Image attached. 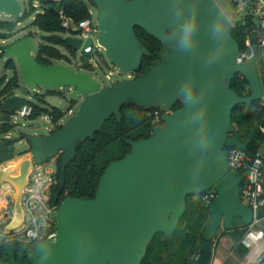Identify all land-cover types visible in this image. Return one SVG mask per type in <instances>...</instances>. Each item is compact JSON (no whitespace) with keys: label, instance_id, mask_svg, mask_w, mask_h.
<instances>
[{"label":"water","instance_id":"95a60500","mask_svg":"<svg viewBox=\"0 0 264 264\" xmlns=\"http://www.w3.org/2000/svg\"><path fill=\"white\" fill-rule=\"evenodd\" d=\"M91 2L97 8L96 41L121 72H137L143 55L150 56L135 27L161 43L160 59L144 74L103 85L80 66L38 62V41L28 32L10 42L1 57L15 60L22 84L0 103L2 109L15 112L31 89L39 87H67L69 98L80 102L59 127L40 122L41 132H24L26 150L17 152L16 142L0 137V185L9 182L14 189L9 227L22 220V191L35 163L60 154V188L77 144L92 138L110 116L120 120L123 103L158 107L161 124L146 138L127 139L130 150L107 164L92 197H63L56 232L35 245L30 264H140L156 232L172 236L186 196L213 188L216 196L209 204L199 253L189 263L206 264L220 228L236 227L234 218L241 219L239 226L252 221L251 208L240 198L244 176L230 169L225 154V148L246 149L249 142L234 130L232 110L263 97L256 59L238 61L241 46L232 35L234 21L250 14L230 20L216 0ZM0 11L12 19L9 34L23 15L20 1L0 0ZM253 21L258 25L256 17ZM63 39L75 51L94 43L92 37L82 41L71 33ZM236 74L247 81L244 95L231 85ZM257 216L264 223V208ZM0 264L19 263L11 257Z\"/></svg>","mask_w":264,"mask_h":264},{"label":"trees","instance_id":"16d2710c","mask_svg":"<svg viewBox=\"0 0 264 264\" xmlns=\"http://www.w3.org/2000/svg\"><path fill=\"white\" fill-rule=\"evenodd\" d=\"M39 8L33 5L34 0H28L27 9L19 20L24 19L33 12L37 13L31 21V26L37 31L49 33L42 36V41L38 42L35 58L43 64L60 61L75 65V67L85 68L93 71L92 63H89L88 55L82 63L76 58L77 51L66 44L63 36L66 33H75L74 30H66L60 25L59 9L62 8L72 22H77L86 18L88 8L93 6L91 0H37ZM235 11L237 0H222ZM238 11H235L237 15ZM10 22L0 21V38H7L3 29H7ZM253 25L249 17H243L233 23L232 35L243 48L246 32L244 28ZM136 35L140 43L150 52V56L143 55L141 66L136 76L144 74L160 59L161 43L149 35L140 27H135ZM28 35L34 37L35 32L29 31ZM0 46V57L3 50L9 46ZM91 60L98 66L108 67L104 56L96 51ZM90 56V57H91ZM96 59V60H95ZM80 64H75V62ZM10 69L12 74L0 77V103L12 96L16 89L20 87V72L13 58H8L4 64ZM260 70V68H259ZM260 79L263 89V97L254 100L249 105L239 104L231 112V120L234 130L242 134V138H249L246 150L250 154L261 151L264 156V132L260 125L264 122V63L260 71ZM232 87L240 94H246V79L240 74H236L231 83ZM45 94L62 95L56 90H46ZM34 101L24 100L30 104L32 112L29 119H34L40 115H47L53 128L59 127V121L64 116L65 111L54 105H50L44 98V94H35ZM23 102V103H24ZM76 103L75 99L70 100V105ZM180 106V103L177 104ZM9 112L0 107V135L12 132L15 123L11 121ZM121 119L117 120L114 115L103 122L102 128L95 132L92 138H86L77 144L75 156L68 162L63 171V184L59 188V161L60 154L55 161L56 175L58 183L53 186L52 191L57 201L63 199L65 195L80 196L83 198L92 197L97 182L102 175L107 164L115 159L121 158L130 150L129 140H138L148 137L152 128L161 121L162 111L158 107L145 108L131 102L123 103L120 109ZM158 119V122L155 120ZM24 137V133H20ZM226 149V148H225ZM202 192L191 193L186 196V207L181 215L177 226L171 237L163 238V233L158 231L147 244L146 251L140 264H189L199 253V241L205 228L209 205L202 200ZM239 218H236L237 220ZM248 226H236L232 229L220 230L221 234H229L232 238L233 251L240 259H245L248 249L241 243V237ZM34 246L20 241H10L0 245V259L12 256L15 262L29 264L30 254Z\"/></svg>","mask_w":264,"mask_h":264},{"label":"built area","instance_id":"2783aa9c","mask_svg":"<svg viewBox=\"0 0 264 264\" xmlns=\"http://www.w3.org/2000/svg\"><path fill=\"white\" fill-rule=\"evenodd\" d=\"M235 10L238 14L249 12L250 15L247 17L253 23L244 28L246 36L241 55L237 60L241 61L249 57L256 59V51L259 57L264 59V0H237ZM88 13L86 18L72 22L64 10L59 9L60 25L64 29L74 30L75 33L71 34L81 37L82 41L89 37L93 38L94 43L83 49L85 53H92L98 50L100 45L96 41L97 23L92 15V7L88 8ZM254 17L258 19V25L253 21ZM75 64L80 63L76 61ZM96 65L94 61L92 67L95 68ZM31 112L30 104L24 102L11 115V121L12 117H27ZM43 117L46 118L47 115ZM260 128L264 132V122ZM9 133L4 134L2 138L8 139ZM225 154L230 169L244 176L240 185V198L253 213L252 221L240 240L248 249L244 264H264V235L257 226L263 222V216L258 217L257 214L259 208H264V156L261 151L250 154L246 149L236 146L226 148ZM55 157L34 164L22 191V220L15 227H9L14 213L12 197L14 189L9 182H3L0 185V202H2L0 205V245L10 241H20L35 246L41 240L54 236L57 227L58 205L61 202V200H56L52 191L53 186L58 183ZM215 196V190L210 188L203 192L201 198L205 204L209 205Z\"/></svg>","mask_w":264,"mask_h":264},{"label":"rangeland","instance_id":"374dc122","mask_svg":"<svg viewBox=\"0 0 264 264\" xmlns=\"http://www.w3.org/2000/svg\"><path fill=\"white\" fill-rule=\"evenodd\" d=\"M216 1H217L218 5L222 8V10L224 11L226 16L230 20H233V18L236 16L234 13L236 10L234 9L235 11H233V9H231L230 6L222 0H216ZM20 4H21V11H22V13H24V11L27 9V6H28V0H21ZM34 4H35L36 8H39V4H38L37 0H35ZM91 7H92V15L96 19L97 18V8L94 5ZM36 13H37V11L28 15L24 19L19 20V22L14 27H12V29L9 31L10 37L8 39H5V41L4 40L0 41V46H5L6 44H8V43L12 42L13 40L23 36L25 33L29 32V31H31L32 33L35 32L34 37H35L36 42L37 41L40 42V40L42 41V36H46L49 33L37 31V30H35V28H33L31 26V21H32V19ZM11 20L12 19L9 16L8 17L4 16V14L0 11V21L1 22H7V21L11 22ZM3 31L7 32V29H5V30L3 29ZM0 32H2V30H0ZM96 51L100 52L104 56L106 63L108 64V67L104 66V65H101V66L96 65L94 70L90 73L98 81H100L103 85H110V84H112V82L119 80L123 77L130 76L132 74L131 72H121L116 65H113L111 63V61L109 60V58L106 56L105 50L101 46L98 48V50H95L92 53H85L82 50H78L76 58L79 62L82 63L83 61L86 60V55H88L89 63H93L94 60H93V62L91 61L92 56L90 54H93ZM34 54H35V52H34ZM7 59H8V57H5V58L0 57V77L4 74L7 75V77H9L12 74V71L10 69L5 68V66H4ZM256 63L258 65V67L260 68V70H259V72H260L264 62L261 61V58L259 57V54L257 51H256ZM19 83H20V85L22 84L21 76H20ZM46 90H56V91L61 92L62 95L57 96V95H53V94H45L44 91H46ZM30 93H31L30 95L25 96L26 100L34 101L35 100L34 99L35 94H37V93L38 94H44L45 100L50 105H54L60 109H63L65 111L64 116L61 118L63 121L66 120L67 118H69L70 116L74 115L79 108L78 104L80 101H79L78 97L74 98L76 103L74 105H70L71 99L69 98V89L67 87H52V88L39 87L38 89H31ZM12 121L15 123V128H14V130H12V132L9 133L8 139L13 140V142L17 143V146H16L17 152H20L21 150L28 149L26 143L22 140L20 133H24V132H29V133L37 132V133H39V132H41V128L39 127L40 122H42L43 125L47 126L50 129L53 128V125L50 124L48 117L44 118L43 115H40L34 119H29L28 117H16V118L12 117ZM60 122L61 121H59V123ZM155 122H158V119L155 120ZM160 124H161V121L158 123V125H160ZM2 136H4V134L0 135V137H2ZM54 157L55 156L50 157V158H54ZM1 204H2V202H0V205ZM257 226L261 227L264 225L261 222ZM228 236H227V239L229 240L228 242H230V239ZM224 238H225V236L223 238H221L218 242V245H219L218 249L220 248L221 252L225 250V249H222L223 245L227 244V241ZM221 252L217 253L219 255V257H221Z\"/></svg>","mask_w":264,"mask_h":264},{"label":"crops","instance_id":"0c3cea01","mask_svg":"<svg viewBox=\"0 0 264 264\" xmlns=\"http://www.w3.org/2000/svg\"><path fill=\"white\" fill-rule=\"evenodd\" d=\"M247 1H249V0H247ZM261 61L264 62V59L262 58ZM235 219L236 218H234L233 221H234V224L236 226L242 224L241 219H237V220H235ZM263 225H264V223H263ZM259 228L261 229V231L264 235V226H261ZM220 230H222V229L220 228L218 230V234L213 241V251H212L211 258H210L209 262L206 264H244V259L238 258L236 253L233 251V247H232L233 244H232L231 236L229 234L219 233ZM224 236H225L224 239L227 241V244L223 245L222 249H225V250L221 252L220 248L218 249V246H219L218 242ZM227 236L229 237L230 242H228L229 240L227 239ZM218 252H221V257H219V255L217 254ZM248 264H257V263H248Z\"/></svg>","mask_w":264,"mask_h":264},{"label":"flooded vegetation","instance_id":"af4514ba","mask_svg":"<svg viewBox=\"0 0 264 264\" xmlns=\"http://www.w3.org/2000/svg\"><path fill=\"white\" fill-rule=\"evenodd\" d=\"M135 74L132 72V74L130 75V77H133ZM69 89V88H68ZM46 91H44V93H45ZM178 103H180V102H178ZM181 105V104H180ZM179 106H177V104L175 105V107L174 108H178ZM11 141V140H10ZM56 160V159H55ZM56 198V197H55ZM12 256H9L8 258L6 257V256H4L3 258H1V259H4V260H8V259H10ZM0 259V260H1ZM17 263H19V262H17ZM19 264H23V263H19ZM30 264V263H29Z\"/></svg>","mask_w":264,"mask_h":264},{"label":"bare ground","instance_id":"6f19581e","mask_svg":"<svg viewBox=\"0 0 264 264\" xmlns=\"http://www.w3.org/2000/svg\"><path fill=\"white\" fill-rule=\"evenodd\" d=\"M21 1V0H20Z\"/></svg>","mask_w":264,"mask_h":264}]
</instances>
